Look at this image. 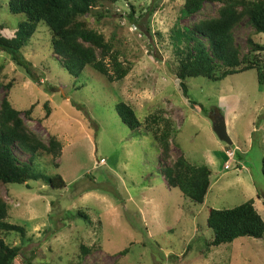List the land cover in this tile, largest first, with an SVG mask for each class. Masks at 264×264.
<instances>
[{
	"label": "rangeland",
	"instance_id": "374dc122",
	"mask_svg": "<svg viewBox=\"0 0 264 264\" xmlns=\"http://www.w3.org/2000/svg\"><path fill=\"white\" fill-rule=\"evenodd\" d=\"M185 2L121 0L85 17L115 43L120 60L131 69L121 82L112 84L91 68L71 77L53 55L52 32L45 23L24 51L32 75L0 53L7 64L4 80L15 84L13 106L32 110L23 117L46 142L56 136L63 143L60 158L36 157L37 170L67 182L63 190H51L44 182H32L29 188L0 184V195L10 206L8 221L27 228L24 240L7 236L10 245L22 249L23 257L14 264H264V240L243 238L207 247L214 236L208 227L213 209H234L254 200L264 219V85L256 70L218 83L195 78L187 81L186 98L171 31L179 20L190 27L215 16L217 6L206 3L199 14L182 18ZM26 21L25 15L9 11V0H0V25L7 31ZM235 37L243 54L249 52L250 37L264 46V34L256 35L247 22ZM254 56L264 71V52ZM4 96L2 91L0 103ZM122 102L146 124L154 115L169 120L175 141L170 161L162 157L151 131H132L123 123L116 110ZM222 116L232 146L214 131ZM15 153L23 162L30 159L17 148ZM183 154L212 170V188L203 205L170 190L161 175ZM82 246L94 252L83 255Z\"/></svg>",
	"mask_w": 264,
	"mask_h": 264
},
{
	"label": "trees",
	"instance_id": "16d2710c",
	"mask_svg": "<svg viewBox=\"0 0 264 264\" xmlns=\"http://www.w3.org/2000/svg\"><path fill=\"white\" fill-rule=\"evenodd\" d=\"M121 0H9V11L14 15H25L27 21L21 23L13 32L0 25V53L7 55L18 67L32 75V64L26 61L25 48L38 31L40 23L48 25L52 32V51L63 68L73 78H79L86 68H91L110 83L123 81L131 72L120 60L113 41H107L99 31L90 27L85 17L91 16L101 6L116 5ZM206 3L217 6V14L200 20L194 25L182 26L180 20L171 31V45L178 59L177 78L186 98H189L187 81L205 78L218 83L229 77L252 70L258 72V80L264 85V71L256 52H264V46L248 40L249 52L243 54L237 46L235 30L247 22L256 35L264 34V0H186L182 18L199 14ZM7 64L0 61V95L5 96L0 103V184L3 186L21 185L29 188L30 183L44 182L51 190L67 188L61 175L50 176L40 173L35 159L40 155L60 158L63 143L52 136L49 142L32 131L23 115L30 117L32 110L23 112L11 103L13 81L4 80ZM49 110V108H48ZM123 123L132 131L144 127L154 134L161 155L165 160L171 158L172 124L156 115L146 122L141 121L136 111L127 103L116 107ZM50 115V110H49ZM19 149L30 159L23 162L15 153ZM228 156V155H227ZM242 160L243 155H238ZM226 169V168H225ZM264 176V156L262 161ZM167 187L180 192L196 205H203L212 188V170L206 165H194L183 154L171 166L161 170ZM10 206L0 195V264H14L23 257L21 247L8 243L7 236L17 234L23 240L27 228L11 224ZM91 225L90 218L78 212ZM208 227L213 231V240L207 243L208 249L231 245L239 239L252 238L264 240V219L255 208L254 200L229 210H211ZM83 255L93 253L94 249L81 247ZM28 264H34L29 261Z\"/></svg>",
	"mask_w": 264,
	"mask_h": 264
},
{
	"label": "water",
	"instance_id": "95a60500",
	"mask_svg": "<svg viewBox=\"0 0 264 264\" xmlns=\"http://www.w3.org/2000/svg\"><path fill=\"white\" fill-rule=\"evenodd\" d=\"M214 131L217 134L218 138L228 146H232L234 144L229 136L227 124L223 116L219 121L214 123Z\"/></svg>",
	"mask_w": 264,
	"mask_h": 264
},
{
	"label": "built area",
	"instance_id": "2783aa9c",
	"mask_svg": "<svg viewBox=\"0 0 264 264\" xmlns=\"http://www.w3.org/2000/svg\"><path fill=\"white\" fill-rule=\"evenodd\" d=\"M227 155H228V157H230L228 153H227ZM230 169H231L230 166H227V167H226V170H230Z\"/></svg>",
	"mask_w": 264,
	"mask_h": 264
},
{
	"label": "flooded vegetation",
	"instance_id": "af4514ba",
	"mask_svg": "<svg viewBox=\"0 0 264 264\" xmlns=\"http://www.w3.org/2000/svg\"><path fill=\"white\" fill-rule=\"evenodd\" d=\"M219 120H220V119H217L216 122L219 121Z\"/></svg>",
	"mask_w": 264,
	"mask_h": 264
}]
</instances>
